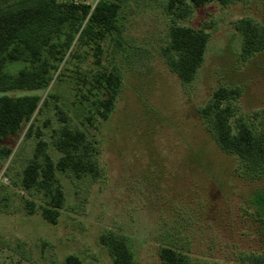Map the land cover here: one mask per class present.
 Segmentation results:
<instances>
[{
    "label": "rangeland",
    "instance_id": "1",
    "mask_svg": "<svg viewBox=\"0 0 264 264\" xmlns=\"http://www.w3.org/2000/svg\"><path fill=\"white\" fill-rule=\"evenodd\" d=\"M57 1L93 7L98 0ZM167 1L126 0L117 16L119 33L107 35L100 52L79 47L77 58L62 64L61 77L53 76L30 121V137L29 122L4 140L11 154L0 161V264H61L69 255L84 264H113L101 243L109 234L124 242L132 264H162L158 250L173 238L191 264H243L246 254L262 248L254 200L264 197V178H252L238 158L219 150L197 110L217 88L237 87L234 117L260 127L264 53L241 61L234 24L250 19L264 25V0L210 2L176 21L209 35L189 84L177 80L161 55L172 25ZM21 67L5 71L14 75ZM108 72L120 84L113 110L102 120L95 103L103 92L95 78ZM25 94L36 93H8ZM64 126L84 132L93 144L98 176L56 173L64 203L51 224L38 209L25 211L26 200L40 205L43 196L24 192L19 183L38 140L57 160L53 139Z\"/></svg>",
    "mask_w": 264,
    "mask_h": 264
},
{
    "label": "trees",
    "instance_id": "2",
    "mask_svg": "<svg viewBox=\"0 0 264 264\" xmlns=\"http://www.w3.org/2000/svg\"><path fill=\"white\" fill-rule=\"evenodd\" d=\"M126 0H98L93 7L83 3L58 2L57 0H14L0 5V161L6 160L11 149L4 140L18 135L29 124L53 76L62 74L67 58H77L79 47L94 46L100 52V43L107 35L119 33L117 16ZM168 0L165 11L172 18L168 42L161 52L169 71L182 84H189L203 62L209 35L176 24L183 21L191 8L210 2L224 5L228 0ZM241 36L240 60L264 53V25L250 19L234 24ZM20 63L14 74L5 71L8 65ZM63 64V66H62ZM62 66V67H60ZM61 77V76H60ZM96 88L103 98L96 101L99 118L107 120L114 107L119 89L118 75L108 72L95 78ZM11 92H35L10 96ZM40 93V94H37ZM47 93L43 103L50 98ZM241 96V89L219 87L210 99L197 110L206 131L219 150L238 158L252 178H264V112L260 127L252 129L241 117H234L232 102ZM256 116V115H255ZM32 133L30 122L25 137ZM53 148L59 157L53 161L47 153V144L38 140L32 158L24 166L20 189L32 194L40 191V205L25 201V211L32 214L38 209L42 217L56 224L63 207L64 195L57 182L56 173H69L76 179L84 176L96 178L98 170L93 160L95 147L84 132L62 127L53 139ZM256 220L263 244L260 251L245 255L243 264H264V197L255 196ZM170 238V237H166ZM174 239V240H173ZM168 239L158 250L162 264H191L190 256L176 247L175 238ZM113 264H132V255L124 242L109 234L101 237ZM61 264H84L75 256H66Z\"/></svg>",
    "mask_w": 264,
    "mask_h": 264
},
{
    "label": "water",
    "instance_id": "3",
    "mask_svg": "<svg viewBox=\"0 0 264 264\" xmlns=\"http://www.w3.org/2000/svg\"><path fill=\"white\" fill-rule=\"evenodd\" d=\"M119 105L122 106V103H120Z\"/></svg>",
    "mask_w": 264,
    "mask_h": 264
}]
</instances>
